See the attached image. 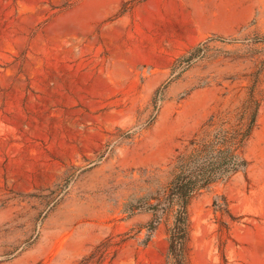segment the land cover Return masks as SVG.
Returning <instances> with one entry per match:
<instances>
[{
	"label": "rangeland",
	"instance_id": "obj_1",
	"mask_svg": "<svg viewBox=\"0 0 264 264\" xmlns=\"http://www.w3.org/2000/svg\"><path fill=\"white\" fill-rule=\"evenodd\" d=\"M263 38L264 0H0V264H166L132 180L239 103ZM247 156L192 199L189 264H264V97Z\"/></svg>",
	"mask_w": 264,
	"mask_h": 264
},
{
	"label": "trees",
	"instance_id": "obj_2",
	"mask_svg": "<svg viewBox=\"0 0 264 264\" xmlns=\"http://www.w3.org/2000/svg\"><path fill=\"white\" fill-rule=\"evenodd\" d=\"M225 41V39H222ZM264 44V38L258 40ZM209 40H202L177 62L183 67L209 55ZM251 76V85L240 96L239 103L210 114L200 130L190 136L168 163L164 173L141 169L132 180V191L123 203L127 216L149 213L143 227L150 235L160 224L166 226L168 249L166 264H189L191 222L189 206L202 191L226 182L250 166L247 145L257 126L264 97L259 88L264 58ZM233 99V101H234ZM132 133L129 134L131 136Z\"/></svg>",
	"mask_w": 264,
	"mask_h": 264
}]
</instances>
